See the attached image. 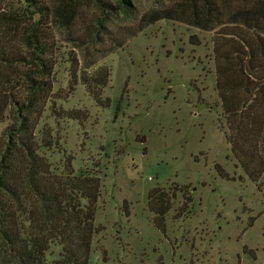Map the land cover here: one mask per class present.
<instances>
[{
  "label": "rangeland",
  "instance_id": "rangeland-1",
  "mask_svg": "<svg viewBox=\"0 0 264 264\" xmlns=\"http://www.w3.org/2000/svg\"><path fill=\"white\" fill-rule=\"evenodd\" d=\"M170 1L132 0L135 17L113 14L99 26L97 1L77 0L72 26L43 21L55 48L52 93L35 128L38 151L56 173L70 161L75 174L100 179L88 264H264V192L226 138L217 29L160 19L129 36L144 12ZM28 5L0 0V17L15 11L26 27ZM18 36L0 18V47L18 46ZM104 71L101 104L82 77ZM8 123L0 122V135ZM45 132L48 146L41 143ZM154 188L171 200L164 232L148 206ZM60 250L52 244L44 264H54Z\"/></svg>",
  "mask_w": 264,
  "mask_h": 264
},
{
  "label": "trees",
  "instance_id": "trees-1",
  "mask_svg": "<svg viewBox=\"0 0 264 264\" xmlns=\"http://www.w3.org/2000/svg\"><path fill=\"white\" fill-rule=\"evenodd\" d=\"M26 1L33 7L26 27L15 11L0 17L14 27L20 40L18 46L0 47V122L9 120L0 135V264H44L52 244L61 247L54 264H88L100 179L88 172L75 174L70 161L64 173H56L39 153L35 137L51 97L54 66L55 47L42 23L68 28L80 7L77 0ZM96 1L103 14L95 18L96 25L103 26L102 18L105 22L113 14L136 16L132 0ZM160 19L217 29L216 90L226 138L244 173L264 192V0H171L144 12L129 36ZM114 48L118 47L109 50ZM107 80V71L82 77L101 104L100 87ZM77 114L72 112L71 117L77 119ZM41 143L50 145L49 133ZM218 172L223 175L220 168ZM148 206L155 227L164 232L170 196L154 188Z\"/></svg>",
  "mask_w": 264,
  "mask_h": 264
}]
</instances>
